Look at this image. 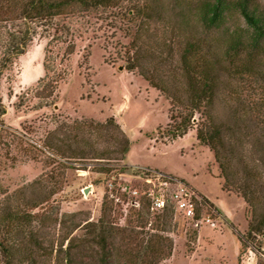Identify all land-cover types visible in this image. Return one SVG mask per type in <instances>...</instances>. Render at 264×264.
Wrapping results in <instances>:
<instances>
[{
  "label": "trees",
  "instance_id": "trees-1",
  "mask_svg": "<svg viewBox=\"0 0 264 264\" xmlns=\"http://www.w3.org/2000/svg\"><path fill=\"white\" fill-rule=\"evenodd\" d=\"M126 1L132 0H0V80L31 41L36 32L32 26L49 27L55 19L78 13L119 11ZM125 12L131 22L139 23L125 47V69L135 70L169 101L170 123L165 130L171 140L193 129L196 143L212 152L222 190L241 198L248 214L246 231L238 239L241 245L260 251L264 228V7L256 0H142ZM15 21L22 25L4 36L2 27ZM152 24H165L167 38L154 40L148 28ZM66 49L71 53L73 46ZM237 79L246 85L239 92L232 87ZM54 84L50 81L42 87L41 95L50 96ZM4 112L0 100V118ZM1 126L0 119V131ZM95 127L112 131L116 147L89 158L117 155V160H123L131 141L113 118L95 122ZM61 129L56 127L43 142V149L59 159L51 160L65 167L73 159L88 158L89 147L58 137ZM98 168L102 172L113 169L106 164ZM58 189L34 179L4 193L0 264H44L41 258L54 252L53 264H161L170 256L172 240L165 232L173 211L166 206L148 225L149 201L143 194L137 206L128 207L119 225L120 204L105 193L98 218L81 225L82 235H72L79 227L73 218L67 231L50 242L45 238L47 224H61L62 219L50 209L43 213L34 209L47 205ZM121 196L124 201L126 195L122 192ZM193 201L195 219L212 207L203 196ZM82 247H87L91 260L82 261Z\"/></svg>",
  "mask_w": 264,
  "mask_h": 264
},
{
  "label": "rangeland",
  "instance_id": "rangeland-1",
  "mask_svg": "<svg viewBox=\"0 0 264 264\" xmlns=\"http://www.w3.org/2000/svg\"><path fill=\"white\" fill-rule=\"evenodd\" d=\"M256 1L264 7V0ZM141 2L126 1L119 11L58 18L49 27L32 26L36 32L31 41L0 80L5 111L0 118V205L4 193L34 179L56 185L59 189L48 204L34 211L50 209L62 219L61 224L46 227L45 238L57 241L73 218L79 227L72 235H82L81 225L98 218L105 193L120 204L118 224L122 225L128 207L139 204L143 175L161 173L189 187L193 199L203 196L212 203L210 211L202 210L196 221L172 210L165 232L172 240V252L161 264H263L264 228L260 251L241 245L238 238L246 231L248 214L241 198L222 190L212 152L196 143L193 129L171 140L165 130L170 123L169 101L135 70L125 69L124 51L139 25L130 21L125 9ZM17 25L22 24L15 21L2 27L3 35ZM165 26L149 25L154 40L167 38ZM67 45L73 46L71 53ZM50 81L55 83L52 94L42 96L41 88ZM232 85L238 92L246 87L238 79ZM110 117L130 139L128 153L123 160H117V155L104 160L89 158L115 146L112 131L95 127V122ZM56 127L63 129L57 131L58 137L88 146V158L73 159L65 167L51 160L59 159L43 149V142ZM104 164L113 169L102 172L98 167ZM114 188L116 192H112ZM132 189L140 191L137 197L131 195ZM157 213L150 211L148 225ZM81 253L83 262L91 260L87 247ZM54 255L41 258L42 262L53 264Z\"/></svg>",
  "mask_w": 264,
  "mask_h": 264
},
{
  "label": "built area",
  "instance_id": "built-area-1",
  "mask_svg": "<svg viewBox=\"0 0 264 264\" xmlns=\"http://www.w3.org/2000/svg\"><path fill=\"white\" fill-rule=\"evenodd\" d=\"M142 178L144 183L143 191L140 192L136 189H132L130 193L135 197L138 196L139 192L140 195H145L149 201L150 211L160 212L167 206L183 217L196 221L194 218L195 204L189 187L179 181H171L170 178L156 172L152 175L145 174ZM111 185L112 183H109V189H111ZM124 188L125 187H122V190H124Z\"/></svg>",
  "mask_w": 264,
  "mask_h": 264
},
{
  "label": "water",
  "instance_id": "water-1",
  "mask_svg": "<svg viewBox=\"0 0 264 264\" xmlns=\"http://www.w3.org/2000/svg\"><path fill=\"white\" fill-rule=\"evenodd\" d=\"M121 68V67H120Z\"/></svg>",
  "mask_w": 264,
  "mask_h": 264
}]
</instances>
